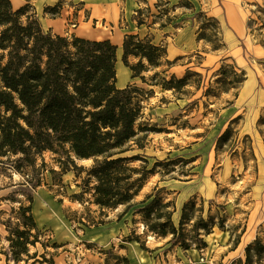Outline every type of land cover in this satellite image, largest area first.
Instances as JSON below:
<instances>
[{
    "label": "rangeland",
    "instance_id": "rangeland-1",
    "mask_svg": "<svg viewBox=\"0 0 264 264\" xmlns=\"http://www.w3.org/2000/svg\"><path fill=\"white\" fill-rule=\"evenodd\" d=\"M11 1L15 8L30 3L29 13L35 11L46 29L58 18L62 36L96 40L142 19L168 26L169 33L192 26L197 44L182 61L191 66L182 75L169 71L173 62L165 53L159 66L135 55L127 65L144 145L129 154L145 156L130 165L150 170L136 201L148 195V202L156 196L170 201L177 239L149 231L135 207L121 218L125 206L101 209L89 174L94 158H78L69 145L32 147L28 159L0 146V264L33 261L11 257L7 224L18 226L13 210L21 204L32 206L41 231L30 254H54L55 264H264V0L242 1L247 33L233 41L222 9L213 15L216 0H157L153 6L143 0ZM107 228H113L111 242L103 236ZM91 233L93 240H85ZM129 242L137 248L129 249Z\"/></svg>",
    "mask_w": 264,
    "mask_h": 264
},
{
    "label": "trees",
    "instance_id": "trees-1",
    "mask_svg": "<svg viewBox=\"0 0 264 264\" xmlns=\"http://www.w3.org/2000/svg\"><path fill=\"white\" fill-rule=\"evenodd\" d=\"M30 7L27 3L15 8L11 0H0V146L22 152L28 159L32 147L41 152L56 149L55 144L69 145L78 158H94L89 174L96 178L93 196L101 209L125 206L121 218L135 207L134 214L142 216L149 231L158 236L174 233L173 239H177L170 201L162 203L156 196L148 202L152 195L136 201L150 170L130 165L145 159L140 153L129 154L135 151V144L144 147L135 128L141 106L131 99L135 87H117V45L110 39L54 33L43 27L35 11L29 13ZM164 53L166 47L155 44L152 37L125 36L126 65L129 55H135L159 66ZM13 212L20 222L14 229L7 224L12 259L18 262L26 256L27 262L33 258L31 264H55L54 254L47 258L42 253V259L37 258V251L30 254V245H36L41 235L32 206L21 204ZM256 245L263 249L260 241ZM251 248L247 246L248 253ZM250 261L248 256L247 263Z\"/></svg>",
    "mask_w": 264,
    "mask_h": 264
},
{
    "label": "crops",
    "instance_id": "crops-1",
    "mask_svg": "<svg viewBox=\"0 0 264 264\" xmlns=\"http://www.w3.org/2000/svg\"><path fill=\"white\" fill-rule=\"evenodd\" d=\"M148 5L153 6L157 0H143ZM171 4L176 5L179 0H169ZM217 6H214L213 15H218L220 12L218 10L222 9L223 18L227 19V23L229 28L227 30V39L229 41H233L234 39H245V35L247 33L246 30V11L243 6V0H216ZM136 5L138 3L135 1ZM213 8V6H212ZM113 13L116 15V10H113ZM58 18H51L48 22V28H51L54 32L61 34L60 31L55 29V24ZM88 23V21L86 22ZM154 24H148L144 22L142 24L131 22L127 27L120 28L123 31L119 32L117 30L112 31V34L104 33L100 35L101 38H109L111 41L117 45V60H116V72H117V87L124 88L128 85L134 83V78L131 69L124 63L123 61V42L125 36L129 33L139 34V36H147L150 35L153 38V42L155 44H164L166 47V58L168 61H172L171 67L169 71L171 73H180L181 75L187 70L190 69L189 63L182 62L184 59H187V56L190 54V47L196 46V35L195 30L190 27H182L177 32L169 33L168 26L162 27L161 29L155 28ZM95 28L91 32L94 34ZM82 37H85L84 35ZM117 39L115 42L113 39ZM113 39V40H112ZM176 60V61H175ZM183 72V73H182ZM119 76V80H118ZM118 227H116V230ZM92 232V230H90ZM89 231V232H90ZM113 228H107L106 232L103 234L104 238L108 241L111 240L113 235ZM120 231V228L118 229ZM88 232V233H89ZM117 232V231H116ZM115 232V233H116ZM93 233V232H92ZM87 234L85 240L91 241L93 240V234ZM244 237V235H243ZM111 242V241H110ZM249 242V241H248ZM247 242V243H248ZM241 244V243H240ZM240 246V245H239ZM129 249H136V245L133 242H129ZM191 261V260H190Z\"/></svg>",
    "mask_w": 264,
    "mask_h": 264
},
{
    "label": "bare ground",
    "instance_id": "bare-ground-1",
    "mask_svg": "<svg viewBox=\"0 0 264 264\" xmlns=\"http://www.w3.org/2000/svg\"><path fill=\"white\" fill-rule=\"evenodd\" d=\"M102 39H103V38H101V37H97V38H96V40H102ZM114 40H115V42H116V41H118V38H117V39H114Z\"/></svg>",
    "mask_w": 264,
    "mask_h": 264
}]
</instances>
